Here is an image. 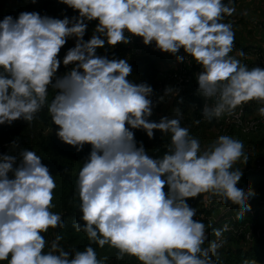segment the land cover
I'll list each match as a JSON object with an SVG mask.
<instances>
[{
    "label": "clouds",
    "instance_id": "obj_1",
    "mask_svg": "<svg viewBox=\"0 0 264 264\" xmlns=\"http://www.w3.org/2000/svg\"><path fill=\"white\" fill-rule=\"evenodd\" d=\"M59 3L79 16L70 20L22 12L15 20L7 16L0 22V125L23 119L31 126L47 103L49 87L56 90L47 109L58 139L78 152L91 145L76 181L83 224H74L89 245L70 253L61 246L59 234L48 245L45 234L65 226L62 216L52 211L55 178L35 151H21L16 168L17 155L3 154L0 264H106L108 257L98 258L93 244L107 246L118 261L127 257L138 264H217L213 257L223 242L209 241L206 225L194 219L196 209L187 201L202 196L205 201L238 206L237 219L251 211L249 199L255 193L237 187L243 172L235 165L241 160L248 163L243 143L220 135L201 151L199 140L181 126L179 109L175 118L150 122L153 89L127 79L132 72L128 59H109L96 52L138 37L145 46L155 43L156 50L175 56L179 63L190 57L201 68L196 75L198 92L205 99L215 98L212 107L203 108L208 121L232 116L250 102L264 105V68L242 64L236 58L245 55L242 50L230 55L235 32L223 21L236 12L234 0ZM92 21L98 23L85 42L86 22ZM72 37L76 43L63 64L73 66L57 78L58 54ZM181 49L184 55H178ZM171 92L167 87L165 95ZM257 114L264 117V106ZM130 129L144 130L149 139L154 131L169 135L166 153L151 158L143 144L137 147ZM12 146L19 147L16 142ZM222 234L223 230H214L215 237Z\"/></svg>",
    "mask_w": 264,
    "mask_h": 264
},
{
    "label": "trees",
    "instance_id": "obj_2",
    "mask_svg": "<svg viewBox=\"0 0 264 264\" xmlns=\"http://www.w3.org/2000/svg\"><path fill=\"white\" fill-rule=\"evenodd\" d=\"M23 5V12H36L41 17L63 19L68 17H78L79 13L73 11L67 5L59 3V0H18ZM7 17V16H6ZM14 20L15 17L11 16ZM5 18V17H4ZM93 35V34H92ZM91 35V36H92ZM91 38V37H90ZM71 40L69 38L66 44ZM90 40V39H89ZM87 42V41H86ZM66 44L61 48L58 57L66 51ZM243 52L258 49L253 46L239 47ZM133 47L119 44L114 48L105 45L104 48L97 49L98 56H107L109 59H128L132 72L127 79L134 84L146 83L153 89L150 99L152 100L154 111L159 106L160 97L157 92L159 66L165 62L164 53L156 50L155 43L147 48L141 55L133 54ZM196 66H199L196 64ZM195 87L190 85L184 90H179L172 101V106L179 109L182 114L181 126H185L192 119L200 120V113L196 109L198 99L193 95ZM247 110L248 107L246 106ZM246 110V109H245ZM161 118L149 119L150 122H159ZM51 118L48 114L47 105L36 115L31 126L23 119L14 121L11 125H0V155H17V162L13 165L16 168L20 164L19 153L23 150L35 151L41 162L55 178L56 189L54 190L53 212L62 216L64 228L49 230L45 234V239L50 246L56 234L63 236L61 246L70 253L73 250L83 251L89 241L83 233H77L74 224L83 222L80 220L79 198L76 181L78 173L91 153V145H84L81 151L75 147L61 142L56 132L53 134L43 133V127L50 126ZM216 124L213 120L206 121ZM134 132V139L137 147L143 144L146 153L153 159L161 158L167 151L170 143V136L160 131H154V138L149 139L144 130L130 129ZM16 142L19 147L12 146ZM243 172L237 187H244L256 193L257 200L250 198L251 211L245 213L243 219H237L238 206H229L218 203L215 199L205 204L203 197L189 199L187 203L196 209L195 220H199L206 225L209 241L216 240L223 242V246L218 250V256L213 257L217 264H244L245 261L264 264V169L257 170L248 167ZM9 178H13V173H9ZM167 192V188H165ZM71 201V203H69ZM220 208L224 211L216 212ZM226 227V228H225ZM214 230H223L221 237L214 236ZM245 233H249L250 239L246 241ZM207 246V242L206 245ZM97 251L98 258L108 257L106 264H138L135 258H125L122 261L116 260L115 252L110 251L107 246L100 249L93 244ZM48 251V247L45 248ZM71 258V256H70ZM6 264V262H3Z\"/></svg>",
    "mask_w": 264,
    "mask_h": 264
},
{
    "label": "rangeland",
    "instance_id": "obj_3",
    "mask_svg": "<svg viewBox=\"0 0 264 264\" xmlns=\"http://www.w3.org/2000/svg\"><path fill=\"white\" fill-rule=\"evenodd\" d=\"M22 12H23V5L18 0H0V22H2L4 17H6V16H14L15 19H17ZM97 22L98 21L86 22L87 23V29H86L85 35L83 37L85 42L90 39L91 35L93 34V30H94V27L97 24ZM137 40L139 42H143L141 38L137 37ZM75 43H76V39L74 37H72L71 40L66 44L65 53L62 54L60 57H58V59L60 60V67H59L57 73H60L62 76L65 73H67L68 71H70L71 67L73 66V65H69L67 67L64 66L63 59H64L66 53L68 52V50L75 46ZM164 54L166 57L170 56V54H167V53H164ZM165 63H166V60H165ZM167 87H171L172 92L169 93L168 95H165V90ZM55 92H56V90L52 89L51 87L49 88L46 105L51 103L52 99L55 96ZM175 92H176L175 87L173 85H171L170 83H167L164 86V91L161 95V97H163V100H161V98H160L159 106L154 111H152V116L149 117V119L163 118L165 116H168L169 118H175L176 117V109L173 108V106H172V101L174 99ZM246 106L248 107V110H247ZM260 106H264V105L258 104L257 102H250V103L244 105V107L246 109L245 112H246L247 116L248 117L259 116L257 114V109ZM196 121H198V120L192 119L183 127L188 128L190 135L199 140L201 151L207 149L209 146H211L213 143H215L220 135H228V136H231L235 139L240 140L243 143L244 154L248 156V163L244 164L243 160H241L240 162H238L235 165L236 168H239L241 171H244L248 167L255 168L257 160L261 161L264 164V128L261 129L256 134L249 135V136H241L238 133L233 132V131H230L227 134L222 133L218 129L217 124L214 125V124H211L209 122L200 121V120H199L200 123L197 124ZM54 126L55 125L52 124V121H50L49 127H43L42 128L43 133H45V134L55 133L57 130H56V128H54ZM252 198L255 199V201L257 200L256 193ZM204 202H205V204L208 203V201H205V200H204ZM221 211H224V209L222 210L220 208H216L214 214H216V212H221Z\"/></svg>",
    "mask_w": 264,
    "mask_h": 264
},
{
    "label": "built area",
    "instance_id": "obj_4",
    "mask_svg": "<svg viewBox=\"0 0 264 264\" xmlns=\"http://www.w3.org/2000/svg\"><path fill=\"white\" fill-rule=\"evenodd\" d=\"M127 45L134 48V55H141L146 51L147 48L151 47V45L145 46L143 42H139L137 40V37H132L131 42ZM233 51L235 53L240 51V48L235 43ZM244 53L245 55L243 57L237 56L242 64L247 65L249 68L255 66L264 68V53L261 50L254 49ZM178 55H184L183 49L180 50ZM166 63L168 65V69L165 71L160 70L158 76L157 92L159 94V97L161 98V95L164 91V86L167 83H170L175 87L176 92L174 96H176L179 90H184L188 88V86L192 85L195 87L193 95L196 99H198V106L196 107V109L200 113L201 121H208L203 117V108L205 104H207L209 107H212L215 103V98L205 99L198 92L196 75L201 71L200 66H196L195 62L190 57H187L184 63H179L177 62L176 57L171 54L169 57H166ZM61 76L62 75L60 73L56 74L57 78ZM212 120L218 125V129L224 134L233 131L241 136H249L258 133L261 129L264 128V117H248L245 112L244 106L243 108H238L235 114L232 116L224 114L220 118H214ZM254 169L262 170L264 169V164L261 161L257 160L256 167ZM245 239L246 241L250 239L249 233H245Z\"/></svg>",
    "mask_w": 264,
    "mask_h": 264
},
{
    "label": "crops",
    "instance_id": "obj_5",
    "mask_svg": "<svg viewBox=\"0 0 264 264\" xmlns=\"http://www.w3.org/2000/svg\"><path fill=\"white\" fill-rule=\"evenodd\" d=\"M223 2L227 3V0ZM234 7L236 12L223 21L232 24L234 43L238 47L253 46L264 53V0H234ZM230 55L236 56V53L233 51ZM159 69L167 70V63H162Z\"/></svg>",
    "mask_w": 264,
    "mask_h": 264
}]
</instances>
